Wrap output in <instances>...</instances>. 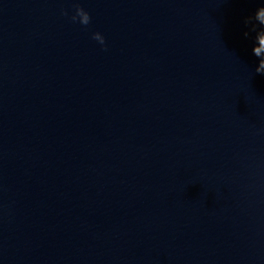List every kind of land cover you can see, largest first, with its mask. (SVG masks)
Returning a JSON list of instances; mask_svg holds the SVG:
<instances>
[{
	"label": "water",
	"instance_id": "1",
	"mask_svg": "<svg viewBox=\"0 0 264 264\" xmlns=\"http://www.w3.org/2000/svg\"><path fill=\"white\" fill-rule=\"evenodd\" d=\"M0 264H264V0H0Z\"/></svg>",
	"mask_w": 264,
	"mask_h": 264
}]
</instances>
